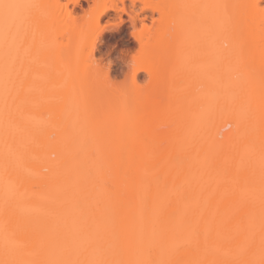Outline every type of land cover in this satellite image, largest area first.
Instances as JSON below:
<instances>
[{"label": "bare ground", "instance_id": "bare-ground-1", "mask_svg": "<svg viewBox=\"0 0 264 264\" xmlns=\"http://www.w3.org/2000/svg\"><path fill=\"white\" fill-rule=\"evenodd\" d=\"M93 3L0 0V264H262L264 0Z\"/></svg>", "mask_w": 264, "mask_h": 264}, {"label": "rangeland", "instance_id": "rangeland-1", "mask_svg": "<svg viewBox=\"0 0 264 264\" xmlns=\"http://www.w3.org/2000/svg\"><path fill=\"white\" fill-rule=\"evenodd\" d=\"M122 7L123 3L131 4V0H117ZM69 8H76L79 12L83 9H90L93 0H81L77 5L74 0H62ZM150 20L148 23L150 24ZM130 16L127 11L111 10L109 14L101 19L97 40L96 56L103 59V63L111 74V78L116 85L126 84L131 60L135 57L138 50V42L132 34ZM126 55L128 62L124 63L121 56ZM145 78V74H143Z\"/></svg>", "mask_w": 264, "mask_h": 264}, {"label": "snow or ice", "instance_id": "snow-or-ice-1", "mask_svg": "<svg viewBox=\"0 0 264 264\" xmlns=\"http://www.w3.org/2000/svg\"><path fill=\"white\" fill-rule=\"evenodd\" d=\"M4 8H12L14 7L13 5H0ZM49 264H67V262H62V261H50ZM91 264H104L103 261H92ZM264 264V262H262Z\"/></svg>", "mask_w": 264, "mask_h": 264}]
</instances>
